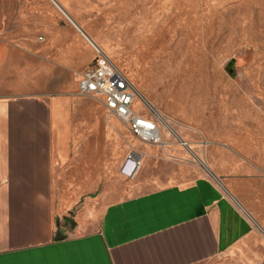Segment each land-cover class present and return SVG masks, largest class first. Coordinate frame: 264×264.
Wrapping results in <instances>:
<instances>
[{
	"label": "crops",
	"instance_id": "1",
	"mask_svg": "<svg viewBox=\"0 0 264 264\" xmlns=\"http://www.w3.org/2000/svg\"><path fill=\"white\" fill-rule=\"evenodd\" d=\"M86 31L58 0H0V264H264V163L236 149L244 169L222 189L137 179L93 199L108 114L78 93Z\"/></svg>",
	"mask_w": 264,
	"mask_h": 264
},
{
	"label": "rangeland",
	"instance_id": "2",
	"mask_svg": "<svg viewBox=\"0 0 264 264\" xmlns=\"http://www.w3.org/2000/svg\"><path fill=\"white\" fill-rule=\"evenodd\" d=\"M58 1L126 75L137 92L133 109L159 128L158 142L148 143L108 112L107 122L93 121V133L107 138L93 145L102 154L91 167L105 170L93 199L197 176L222 189L244 169L231 149L264 163V0ZM131 152L138 168L126 176L120 167ZM137 179L149 184L132 189L127 182Z\"/></svg>",
	"mask_w": 264,
	"mask_h": 264
},
{
	"label": "built area",
	"instance_id": "3",
	"mask_svg": "<svg viewBox=\"0 0 264 264\" xmlns=\"http://www.w3.org/2000/svg\"><path fill=\"white\" fill-rule=\"evenodd\" d=\"M93 48L96 58L93 65L79 75L78 93L101 102L107 112L120 121L128 132L140 141L157 143L160 135L156 122L142 116L132 107L137 94L135 88L101 49L97 46ZM138 163L135 153L131 152L121 164L120 172L131 176L128 173L135 165L138 166Z\"/></svg>",
	"mask_w": 264,
	"mask_h": 264
},
{
	"label": "bare ground",
	"instance_id": "4",
	"mask_svg": "<svg viewBox=\"0 0 264 264\" xmlns=\"http://www.w3.org/2000/svg\"><path fill=\"white\" fill-rule=\"evenodd\" d=\"M62 10H64V9H62ZM63 13H64V11H63ZM66 15H67V13H66ZM68 16V15H67ZM88 36V35H87ZM88 38H89V36H88ZM90 39V38H89ZM90 41H91V39H90ZM92 42V41H91ZM93 44V43H92ZM94 45V44H93ZM96 46V45H95ZM98 47V46H97ZM100 48V47H99ZM139 94V93H138ZM148 106H149V108L154 112V114L160 119L159 121L161 122V120L162 121H164L162 118H161V115H160V112H158V110L156 109V108H154L151 104H149L148 103ZM162 123V122H161ZM164 124H165V122H164ZM168 130L169 131H173L171 128H170V126H168ZM173 133V132H172ZM175 134V133H174ZM200 164H203L202 162L200 163ZM203 166H204V168H206V170H208L209 171V168H207L204 164H203ZM138 168V166H134L133 167V169H132V171L130 172V173H128V174H130V175H132L133 174V172L136 170Z\"/></svg>",
	"mask_w": 264,
	"mask_h": 264
},
{
	"label": "water",
	"instance_id": "5",
	"mask_svg": "<svg viewBox=\"0 0 264 264\" xmlns=\"http://www.w3.org/2000/svg\"><path fill=\"white\" fill-rule=\"evenodd\" d=\"M55 2V1H54ZM56 3V2H55ZM57 4V3H56ZM58 5V4H57ZM229 72H231L230 70H228Z\"/></svg>",
	"mask_w": 264,
	"mask_h": 264
}]
</instances>
